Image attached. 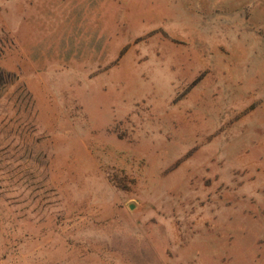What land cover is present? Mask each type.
Listing matches in <instances>:
<instances>
[{"label": "rangeland", "instance_id": "1", "mask_svg": "<svg viewBox=\"0 0 264 264\" xmlns=\"http://www.w3.org/2000/svg\"><path fill=\"white\" fill-rule=\"evenodd\" d=\"M0 264H264V0H0Z\"/></svg>", "mask_w": 264, "mask_h": 264}]
</instances>
